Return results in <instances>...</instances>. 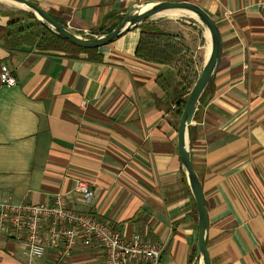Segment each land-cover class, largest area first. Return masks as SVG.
<instances>
[{
	"label": "crops",
	"instance_id": "obj_1",
	"mask_svg": "<svg viewBox=\"0 0 264 264\" xmlns=\"http://www.w3.org/2000/svg\"><path fill=\"white\" fill-rule=\"evenodd\" d=\"M29 1L86 38L148 2H188L210 16L221 54L189 138L207 210L206 247L211 264H264L263 0ZM13 16L0 12V74L16 79L13 87L0 80V200L50 206L60 197L125 239L138 234L157 244L159 264H201L195 206L169 114L175 70L134 57L138 27L99 48L101 63L33 43L6 46L2 34ZM153 19L145 22L179 35L194 53L186 22ZM78 181L93 192L89 204L73 191ZM22 239L0 231V264H28ZM103 262L100 247L79 243L65 261L46 250L32 264Z\"/></svg>",
	"mask_w": 264,
	"mask_h": 264
},
{
	"label": "built area",
	"instance_id": "obj_2",
	"mask_svg": "<svg viewBox=\"0 0 264 264\" xmlns=\"http://www.w3.org/2000/svg\"><path fill=\"white\" fill-rule=\"evenodd\" d=\"M258 6L264 10V0ZM6 87L16 85L8 72L0 74ZM74 193L84 204H89L93 192L81 181L76 182ZM12 231L22 236L23 254L28 264L41 258L46 250L57 253L65 261L79 243L96 244L104 254L103 264H159L161 249L135 234L125 239L110 224L91 214L68 208L58 197L53 205L10 204L0 200V231Z\"/></svg>",
	"mask_w": 264,
	"mask_h": 264
},
{
	"label": "water",
	"instance_id": "obj_3",
	"mask_svg": "<svg viewBox=\"0 0 264 264\" xmlns=\"http://www.w3.org/2000/svg\"><path fill=\"white\" fill-rule=\"evenodd\" d=\"M16 4L30 14L39 23L45 25L52 33L61 36L73 45L83 49H99L107 46L124 34L137 28L146 20L168 11L185 12L198 23L207 33L209 39V52L204 60L201 72L191 88L181 112L177 127V149L182 173L187 181L190 195L193 199L197 219V239L195 256L201 264H211L206 247L205 236L208 227L207 210L202 194L200 181L192 167L189 153V138L191 125L196 114L199 100L214 75L221 54V38L216 24L210 16L200 7L188 2H148L135 5L125 12L122 19L108 32L107 30L95 31L89 38L84 37L56 22L41 7L29 0H0Z\"/></svg>",
	"mask_w": 264,
	"mask_h": 264
},
{
	"label": "trees",
	"instance_id": "obj_4",
	"mask_svg": "<svg viewBox=\"0 0 264 264\" xmlns=\"http://www.w3.org/2000/svg\"><path fill=\"white\" fill-rule=\"evenodd\" d=\"M21 13L25 15L27 22L21 18L15 19L11 17L3 30L2 36L5 40L6 46H8V40L11 42L10 46L14 41V47H18L22 43H33L40 51L61 52L68 55L71 59H79L80 55H85V59L89 62H102L103 58L98 52V49L79 48L67 39L52 33L45 25L39 23L27 12ZM48 15L56 22L63 25L62 21L50 14ZM116 24L104 30L110 32ZM144 25L150 26L151 24L143 22L138 26L140 33L134 49V57L146 63L157 64L175 70L176 83L172 89L171 99L173 109L169 111V114L175 121L173 128L177 131L185 101L199 76V73L194 70L195 58L193 57V50L185 44L179 35H173L159 30L153 25H151L150 28H144ZM201 32V30H198L199 34H201ZM158 83L162 89L166 91L167 88H165L164 85H161V78L158 79ZM208 88L209 84L203 92L200 100Z\"/></svg>",
	"mask_w": 264,
	"mask_h": 264
},
{
	"label": "rangeland",
	"instance_id": "obj_5",
	"mask_svg": "<svg viewBox=\"0 0 264 264\" xmlns=\"http://www.w3.org/2000/svg\"><path fill=\"white\" fill-rule=\"evenodd\" d=\"M0 12L1 13L5 12L7 14L14 15L13 18H15V19L21 18L22 20L27 22L25 15L21 13V12H25V11L22 9V7H20L16 4H13L10 2H5V1H0ZM184 15H186V14H182L181 16H178V17H169V16H165V15H163L164 17L163 16H159V17L154 16V17H152V18H154L152 22L171 21V22H177L180 24H184L183 22H186L185 25L189 29V32H187V38L194 48V53H193V57L195 58L194 70L200 74L204 60H205L204 51H205V47H206V43H207V40L205 39L206 33L202 29V27L198 23H196V21H194V19L189 17V15H187V16H184ZM28 22H30V21H28ZM194 23L198 24L199 28H201V31H202L201 34H199L197 32L199 29L197 27H195ZM150 26L144 25V28H150ZM160 26H161L160 24H157L155 27L157 29H159Z\"/></svg>",
	"mask_w": 264,
	"mask_h": 264
},
{
	"label": "bare ground",
	"instance_id": "obj_6",
	"mask_svg": "<svg viewBox=\"0 0 264 264\" xmlns=\"http://www.w3.org/2000/svg\"><path fill=\"white\" fill-rule=\"evenodd\" d=\"M182 14H186L184 16H187L188 15L187 13L182 12V11H168V12H165V13L158 14L156 16H163V15H165V16H169V17H178V16H181ZM205 37H206L205 39L207 40V43H206V47H205V51H204V58L207 57L208 52H209V39H208L207 33L205 34Z\"/></svg>",
	"mask_w": 264,
	"mask_h": 264
}]
</instances>
